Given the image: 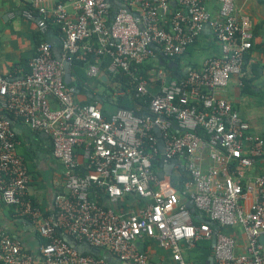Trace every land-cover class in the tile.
<instances>
[{"label":"built area","instance_id":"2783aa9c","mask_svg":"<svg viewBox=\"0 0 264 264\" xmlns=\"http://www.w3.org/2000/svg\"><path fill=\"white\" fill-rule=\"evenodd\" d=\"M31 1L38 28L57 25L61 57L70 64L84 61L90 76L104 74V58L114 71L130 70L158 52L180 55L205 26L220 54L180 78L162 68L149 77L133 73L135 94L151 96L143 113L119 107L104 115L97 102H78L49 41L36 46L21 76L0 73V111L51 139L64 178L49 211L33 202L28 165L11 121L0 113L1 198L44 239L34 256L0 226V261L111 264L102 255L79 252L56 234L61 230L127 264H196L184 257L182 244L189 248L201 239L211 240L214 264H264V139L217 94L243 73L252 46V22L238 15L235 0ZM23 14L31 17L32 11ZM167 162L171 174L164 171ZM259 162L261 170L250 174ZM181 168L188 178L175 185L173 171ZM189 205L208 219L196 223ZM232 228L241 230L243 241ZM146 240H155L168 258L153 257L149 243L144 250Z\"/></svg>","mask_w":264,"mask_h":264},{"label":"crops","instance_id":"0c3cea01","mask_svg":"<svg viewBox=\"0 0 264 264\" xmlns=\"http://www.w3.org/2000/svg\"><path fill=\"white\" fill-rule=\"evenodd\" d=\"M44 2L46 5L51 4L49 0ZM208 4L215 10L216 6L213 2L210 1ZM235 8L238 15L247 16L252 22V46L244 59L243 73L232 76L226 86L218 88L217 94L225 97L240 116L249 122L253 133L264 137V0H235ZM25 9L32 11L31 17H26L23 14ZM37 17L36 4L31 0H0V73L10 79L28 71V60L34 54L40 41H47V37L59 41L58 26L52 24L53 26L50 27L49 25L47 30L42 32L37 26ZM219 54L220 46L213 39L210 29L205 26L195 42L180 54L181 60L179 64L176 63L172 66L171 72L176 76L183 73L188 67L199 68L205 57ZM153 60L151 58L146 62ZM102 64L105 67L103 62ZM101 72H104L103 68ZM101 75L103 79H106L104 74L99 76ZM151 85L155 87L153 81ZM98 87L99 85L94 82L84 85V89H88L94 94L98 92ZM92 92L79 93L78 90H75L74 98L78 102L85 103L95 96ZM246 102H250L252 107H249ZM98 104L102 108L101 104ZM5 115L9 117L16 132L19 141L17 150L28 165L29 196L44 211H48L52 208L55 192L63 189L64 180L62 166L52 155L51 139L43 132L32 130L20 119ZM77 158L79 162H82L81 153L77 154ZM261 163L259 162L248 170L249 173L254 174L260 171ZM247 196L245 199L246 208L252 200V194ZM0 226L11 237L19 240L27 252L34 256L39 253L42 237L35 226L29 218L16 217L14 206L6 204L1 195ZM232 229H236V231L238 229L239 240L243 241L241 230L239 228ZM61 234L63 238L66 235L65 231H61ZM146 250L148 251L147 247ZM149 251L155 258H168L167 252L159 248L155 240L149 242ZM182 252L187 260L196 264L197 260L203 257L202 248L198 242L189 248L182 244ZM207 258L208 256H206L204 264H206ZM0 264L4 263L0 261Z\"/></svg>","mask_w":264,"mask_h":264},{"label":"trees","instance_id":"16d2710c","mask_svg":"<svg viewBox=\"0 0 264 264\" xmlns=\"http://www.w3.org/2000/svg\"><path fill=\"white\" fill-rule=\"evenodd\" d=\"M49 25H50V27L53 26L52 24H49ZM180 60H181L180 55H176L174 57L167 58V57L162 56L158 52L157 57L152 62H146L145 61L142 64L132 65L130 70H124L123 68H117L114 71H111L107 68V66L109 64V58H104L103 63L105 65V67L103 66V64L100 67L101 69L102 68L104 69V75L106 76V79H103L102 75L101 76H94V77H92L90 75L88 76V74L86 73L85 62L82 60L73 59L72 64H71V68H70L72 81L69 85L71 87L73 86L74 88H76V90H78L79 93L84 92V91L85 92H92V91H89L88 89H84V85H90L91 84V82L89 80L90 78L96 79L94 81L95 84H97V85L100 84L102 86H105L104 90L101 93L96 92L94 94L92 92L93 95H95V96L91 97V99L89 101H86L87 103H91V102L100 103L104 115H107L109 112H111V111H113L119 107L125 108V109H136L137 107H139L138 113H143L147 109V106L149 104L151 96L148 94L142 95V96L135 94V88H136L137 82L133 79L132 74L133 73H141L145 77H149L150 75L155 73V72H152L153 70L150 71L151 69L162 68L168 73V76L170 78H180L184 75V72L179 74V75L174 76L173 73L171 72L173 67H170L168 65V62H175V63L179 64ZM74 92H75V90H74ZM111 92L117 93L115 98H111V94H112ZM0 113H2V115L7 117L8 119H9V117L5 114H8L10 117H14L13 115H11L9 113H5L3 111H0ZM11 125H12V123H11ZM14 132H15V130H14ZM15 135H16V132H15ZM261 137L264 139L263 136H261ZM16 138H17V135H16ZM25 162H26V160H25ZM157 164L158 163H156L154 165V168H156L158 166ZM177 171H178L177 174L176 173L173 174L172 179H171L172 183H174L175 185H178V182H177L178 180L180 182V181L188 178L187 173L182 168L178 169ZM178 189H180L179 186H178ZM33 202H35V201L33 200ZM188 207L191 210V207L190 206H188ZM14 211H15V208H14ZM191 213L193 214V218H194V221L196 223H199L203 220L208 219L205 216H200V214L198 213V211L195 208H194V211L191 210ZM15 216L21 217V216L17 215L16 213H15ZM56 234L62 237L61 230H58L56 232ZM150 241L151 240H146L141 244V246L144 250H146L147 244ZM43 242H44V239L41 238V244ZM210 242L211 241L209 239H201L198 241V244H200V246L202 248V253H203V257L200 258L199 260H197L199 264H204L206 256H209V254H213ZM93 255H95V254H93ZM111 264H113V263H111Z\"/></svg>","mask_w":264,"mask_h":264},{"label":"water","instance_id":"95a60500","mask_svg":"<svg viewBox=\"0 0 264 264\" xmlns=\"http://www.w3.org/2000/svg\"><path fill=\"white\" fill-rule=\"evenodd\" d=\"M46 40L52 43L53 53H54L55 57L58 58L63 65L64 72H65L64 73V81L67 84H70L72 81V76H71V72H70L71 64L68 60L63 59L61 57V50H60L59 41L57 39L52 38V37H47ZM174 64H176V63L175 62H168V65L170 67H172ZM188 68L186 70H188ZM72 88H73V90H76V88H74L73 86H72ZM159 146H160V151H161L160 156L162 158L163 157V143L161 141H159ZM163 168H164V171L167 172V174H171L173 164L170 162H167V164H164ZM162 173H163V171L159 172L160 175ZM189 206L191 207V210L194 211V207L192 205H189ZM64 240L66 242H68L72 247L76 248L79 252H88V253H92L95 255L100 254V255L104 256L110 263H113V264H127L125 262H119L118 259L115 256H113L112 254H110L108 252H104V251L100 250L99 248L90 245L87 242L78 241V240L72 238L67 233L64 236ZM213 242H214V239H212V243ZM206 264H214V258H213L212 254L208 256Z\"/></svg>","mask_w":264,"mask_h":264},{"label":"rangeland","instance_id":"374dc122","mask_svg":"<svg viewBox=\"0 0 264 264\" xmlns=\"http://www.w3.org/2000/svg\"><path fill=\"white\" fill-rule=\"evenodd\" d=\"M90 80V82H94L96 79H94V78H90L89 79ZM99 85V87H98V92H102L103 90H104V88H105V86H102V85H100V84H98ZM112 94H111V98H115L116 97V95H117V93L116 92H111ZM261 101H263V100H261ZM106 104V103H105ZM246 104L249 106V107H252V106H250L251 104H250V102H246ZM177 172V170H174L173 171V174H175Z\"/></svg>","mask_w":264,"mask_h":264}]
</instances>
